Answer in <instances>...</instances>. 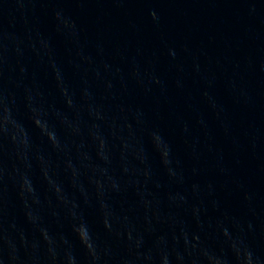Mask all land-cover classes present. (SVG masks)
I'll return each instance as SVG.
<instances>
[{
	"label": "water",
	"instance_id": "obj_1",
	"mask_svg": "<svg viewBox=\"0 0 264 264\" xmlns=\"http://www.w3.org/2000/svg\"><path fill=\"white\" fill-rule=\"evenodd\" d=\"M0 264H264V0H0Z\"/></svg>",
	"mask_w": 264,
	"mask_h": 264
}]
</instances>
